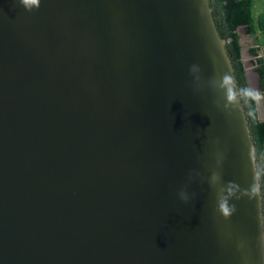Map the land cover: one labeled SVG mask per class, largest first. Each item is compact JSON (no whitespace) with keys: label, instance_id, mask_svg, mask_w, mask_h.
Listing matches in <instances>:
<instances>
[{"label":"water","instance_id":"1","mask_svg":"<svg viewBox=\"0 0 264 264\" xmlns=\"http://www.w3.org/2000/svg\"><path fill=\"white\" fill-rule=\"evenodd\" d=\"M227 42L210 0H0V264H264Z\"/></svg>","mask_w":264,"mask_h":264},{"label":"trees","instance_id":"2","mask_svg":"<svg viewBox=\"0 0 264 264\" xmlns=\"http://www.w3.org/2000/svg\"><path fill=\"white\" fill-rule=\"evenodd\" d=\"M220 34L228 40L227 49L233 60L257 148L258 168L264 199V120L259 119L256 92L251 87L243 61L241 27L254 37L250 54L255 57L259 91L264 98V0H210ZM261 6V10H258Z\"/></svg>","mask_w":264,"mask_h":264},{"label":"crops","instance_id":"3","mask_svg":"<svg viewBox=\"0 0 264 264\" xmlns=\"http://www.w3.org/2000/svg\"><path fill=\"white\" fill-rule=\"evenodd\" d=\"M258 10H261V6H258ZM242 28H244V27H242ZM244 30H245V28H244ZM241 38H242L241 43L243 45V61H244V64H245V67L247 70V74L249 76V74H250L249 70H251V68L254 69V72L257 74L255 57H253L250 54V47H252L254 45V37L251 35H249V36L241 35ZM250 82H251V76H250Z\"/></svg>","mask_w":264,"mask_h":264},{"label":"rangeland","instance_id":"4","mask_svg":"<svg viewBox=\"0 0 264 264\" xmlns=\"http://www.w3.org/2000/svg\"><path fill=\"white\" fill-rule=\"evenodd\" d=\"M240 34L243 35V36H249L246 34L244 28H240L239 30ZM242 39V38H241ZM255 65V64H254ZM249 81H250V76H251V87L253 88V90L256 92V95H260L261 96V99H262V108H263V111H264V98H263V95L262 93L259 91V85H258V82H259V77H258V73L256 74L254 72V69L251 68V70H249ZM248 75V74H247ZM254 75V76H253ZM253 76V77H252Z\"/></svg>","mask_w":264,"mask_h":264},{"label":"clouds","instance_id":"5","mask_svg":"<svg viewBox=\"0 0 264 264\" xmlns=\"http://www.w3.org/2000/svg\"><path fill=\"white\" fill-rule=\"evenodd\" d=\"M20 3L24 6L26 10L31 11L33 7L38 8L40 4V0H20ZM222 207V211L227 214L228 213V208L227 207Z\"/></svg>","mask_w":264,"mask_h":264}]
</instances>
